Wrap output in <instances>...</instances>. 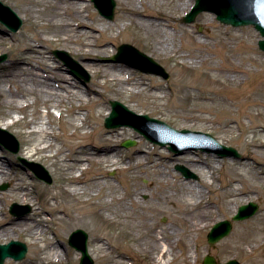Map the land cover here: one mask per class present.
Here are the masks:
<instances>
[{
    "label": "rangeland",
    "instance_id": "374dc122",
    "mask_svg": "<svg viewBox=\"0 0 264 264\" xmlns=\"http://www.w3.org/2000/svg\"><path fill=\"white\" fill-rule=\"evenodd\" d=\"M0 1L24 21L17 33L9 32L0 23V56H7L0 64V124L10 120L14 113L21 119L5 129L18 141L19 152L13 154L0 145V160L7 163L13 173L11 179L0 181V223L8 227L13 221H35L43 224L46 233L39 240L27 232H9L13 238L0 240V245L19 241L25 243L29 251L24 260L8 259L5 264H44L46 256L50 257L49 261L53 260L52 253L56 249L62 254L58 264H80L81 254L69 244V236L78 229L89 235V253L95 264H161L151 255V234H155L162 244L173 243L174 253L178 256L171 264H203L206 256H212L216 264H226L230 260L241 264H264V233L259 236L260 249L253 254L250 248L257 246L256 243L235 238L248 227L257 226L264 230V51L258 46L262 37L254 26L225 25L211 12H203L194 23L186 24L183 18L192 10L196 0H191L193 3L189 9L184 6L178 9L175 0H142L143 5L140 0H115L113 21L103 17L92 0ZM136 5L146 9L143 15H162L170 22L156 20L161 39L171 45L169 54L156 46L142 17L134 16L130 23L125 21L128 20L126 12L135 9ZM68 7L73 14L66 12ZM78 13L82 14L85 25L80 29L81 41L91 45L105 44L106 51L87 48L90 52L84 56L81 49L85 44L68 43L62 39L64 36H53L55 30L48 21H66L76 28L81 23ZM96 18L110 30L101 34ZM93 27L97 29L94 34L91 32ZM188 35L195 38V46H188ZM123 44L153 58L166 70L169 79L134 69L128 63L131 62L129 58L112 61ZM57 50L66 51L78 61L89 79L83 73L85 80L74 76L72 69L56 57ZM192 50L195 55H190ZM46 66L55 67L66 75L76 87V98L87 102L84 101L83 107L79 108L71 101L57 109L51 101L40 103L36 96L26 94L27 99L22 101L36 103L16 113L15 106L6 103L10 84H3L1 80L17 79L25 85L23 78H30L28 75L32 73L25 69L32 68L34 75L53 78ZM112 66L124 69L132 79L143 82L144 90L134 95L120 91L117 83L109 80L114 70L109 69ZM91 67H100L99 74ZM157 85L161 91L155 89ZM16 86L14 84L16 92L19 89L21 93V88ZM57 94H63V91L58 90ZM90 98L92 104L100 108L88 105ZM112 101L122 103L138 115L163 121L176 130L209 134L222 145L238 150L241 158L221 157L218 153L201 150L177 155L170 150V144L162 147L152 143L130 127L107 129L105 120L112 113ZM98 110L104 112L100 120L95 118ZM48 113V121L58 135L51 141L53 158L41 152L25 158L29 156L28 150L43 143V138L29 135V131ZM56 113L62 116L57 117ZM78 117L87 118L82 129L76 123ZM94 129H100L103 135L108 134L107 131H117L118 138L107 147L117 149L131 169L115 170L114 167L107 168L105 162L88 160L86 167L93 171L89 175L83 173L82 178L94 175L93 185L87 183L82 186L86 189L84 194L70 196L66 189L71 186L69 170L77 167L75 161L85 159L86 155L93 157L105 145L99 143L94 134L87 137L76 135L73 149L67 146L65 136ZM128 140L134 141L135 145L123 147ZM19 158L43 166L50 173L52 184L40 180L30 166L23 169L25 163ZM178 166L186 168L196 179L186 180ZM207 167L212 169L215 184L207 190L209 193L204 202H210L214 221L210 227L193 235L189 231L194 223L193 215L177 210L172 200L181 187H188L193 193L201 189L199 184L205 185L203 177L207 175ZM95 178L96 182H93ZM3 185L8 188L1 190ZM98 188H101L100 196H94L92 192ZM111 189H115L113 199L108 194ZM223 194H229L228 204H225ZM251 202L258 204L257 214L244 221H233L238 209ZM13 204L22 209L11 213ZM26 207L30 210L27 211ZM223 207L229 211L224 212ZM184 219L188 220L187 225ZM224 220L232 222V232L210 245L207 235L215 224ZM38 247L47 253L37 255ZM195 250L197 255L192 257Z\"/></svg>",
    "mask_w": 264,
    "mask_h": 264
},
{
    "label": "bare ground",
    "instance_id": "6f19581e",
    "mask_svg": "<svg viewBox=\"0 0 264 264\" xmlns=\"http://www.w3.org/2000/svg\"><path fill=\"white\" fill-rule=\"evenodd\" d=\"M66 1H75V0H66ZM129 1V0H128ZM141 1V5H143L142 0ZM130 2V1H129ZM176 6L178 9H181L183 6L187 9H189L193 3V1L188 0V3H186V0H175ZM70 6V5H68ZM95 6V4H94ZM96 7V6H95ZM143 6L138 7L137 5L135 6V9H129V11L126 12V18H128V21L130 23V19H133L134 16L135 17H142L143 20H145V28L146 30L151 34V36L153 38H155L156 41V46L159 47V49H161L162 51H164L165 53L170 52V44L167 40H162L161 39V33L159 32L160 27L159 25L156 23V20H164V21H168L164 18V16L161 15V17H155V16H151V15H143V13L145 12L146 9L143 10ZM67 13L73 14V12L71 11V9L68 7L66 9ZM59 14H61V12L59 11ZM20 16V15H19ZM79 21L81 22L80 24L77 25V27H73L70 23L66 22V21H61V23H55L53 21H48L50 24H52L53 29L55 30L53 36H64V38H62L65 42L70 43V41H74L76 43H82L85 44L83 49H81V51H83L84 56L87 55L88 52H90V49L87 48H97L99 50H101L102 52L106 51L104 50V45L105 44H99L96 43L95 45H91L90 43H83V41H81V37H79V35H82L80 32V29L82 26H85L83 23V18H82V14L78 13ZM105 17V16H103ZM106 18V17H105ZM108 19V18H107ZM115 19V16H114ZM113 19V20H114ZM23 20V19H22ZM97 24H100L98 26V30L101 31V34L108 32L110 29L107 28L106 24L100 20V19H95ZM110 20V19H108ZM110 20V21H113ZM1 23V22H0ZM167 23H170L169 21ZM23 25H24V21H23ZM125 25V24H124ZM126 26V25H125ZM79 28V29H78ZM95 27H93V29H91L92 34H94L95 30H97ZM78 34V35H77ZM73 35H77V37H73ZM186 40H188V46H195L196 44V40L193 36H186ZM193 48V47H192ZM173 52V51H172ZM171 52V53H172ZM119 53V51L117 52V54ZM116 54V55H117ZM190 55H195V51L192 50V52L190 53ZM122 59L120 60V62L123 60L124 58L121 57ZM78 65L76 66V69L82 70L80 64L78 63V61H76L75 59H73ZM195 60V59H194ZM197 60V59H196ZM113 61V60H112ZM203 60H201L202 62ZM129 65L131 67H133L132 62H128ZM92 69H94L93 67H91ZM114 69L112 71V73L110 74V81L117 83L118 85V89L122 92H125L126 94L129 95H134V94H139L141 93L142 90H144L143 88V82H138L134 79H132L131 76H129L126 71L120 67H109V69ZM134 68V67H133ZM46 69H48L47 72L50 71V73L52 74L53 78L50 77L48 78L47 75H45L44 77L39 74H35L33 73V68L30 69H25L30 73L28 76H30V78L26 77L23 78V82L24 84H21L20 82L16 81L17 79H12L14 83H12V81L9 78H4L1 81H4L3 84H10V86L8 87V94L7 98H6V103L9 105H13L16 108V113H19V111L25 110V108L27 109L31 104H35L36 102L34 101L33 103H29V101H22V99H27L26 94H31L36 96V98H39V102L42 103L44 102H52L54 108H60L61 106H64V103H71L72 102H76L77 105L79 106V108L83 107L84 101L87 102L85 99H80L79 97L76 98L77 96L75 95V91L74 89H76V87H74L72 85V83L69 82L68 78L66 75H64L62 72H59V70L55 67L52 66H46ZM99 69L100 67H96L94 70L96 74H99ZM136 69V68H134ZM45 72V73H47ZM101 73V71H100ZM72 74L74 76H76L78 79H84V77L78 73L72 70ZM105 73L103 72L102 76L104 77ZM22 77L19 79L21 80ZM71 79V78H70ZM85 80V79H84ZM54 82H56L57 84H55ZM14 84H15V88L17 87L16 85H18L21 88V93L19 91V89L16 90L14 89ZM145 87V86H144ZM157 90L161 91V87L160 86H156ZM2 90V89H1ZM0 90V91H1ZM4 90V89H3ZM58 90H62L63 94L58 95L57 91ZM56 92V93H54ZM60 93V92H59ZM19 94H21L22 96H20ZM54 98H57L56 100H54ZM92 98H90L89 102L87 103L88 105H94L92 104L91 101ZM96 108H100L98 107V105H94ZM77 107V106H76ZM109 111H107V114H109ZM60 112V111H59ZM104 115V112L102 110H98V113L95 115V118L97 120H100ZM50 116V113H48L43 119H40L39 122L37 124H34V126L31 128V131H29V135H33V136H40L41 138L44 139L43 143L41 142L40 146L37 148H34L32 150H28L27 154L29 156H25V158L28 157H33L36 156L39 152L44 153L45 155H47L48 157L53 158V156L51 155L52 152L50 151V149L53 147V144L51 143V141L55 138L58 137L57 134L54 133V129L53 126L51 124L50 121H48V118ZM57 117H61L62 115L59 113H56ZM21 121V119L18 117L17 114H12L11 119L8 120L6 123L4 124H0V127L3 129H8L10 125H14L16 123H19ZM87 122V118L85 117H78V119L76 120V123L78 124L79 128H84L85 123ZM71 123H69L68 125H70ZM106 127V126H105ZM107 128V127H106ZM107 129H117V128H107ZM103 131H101L100 129H94L91 131H85L82 134H76V132L65 136V141L67 143V146H71L73 147V149L75 148V144L73 142V140L75 139L74 136L76 135H80V136H89V135H95V139H97V141L99 143L104 144L105 146L98 149L97 153L94 154L93 157L91 156H85V159H80L78 161H75L74 167H71V169L69 170L70 172V184L71 186L68 187L66 189V192L70 195V196H80L82 194H84V192H86V189H84L82 186L90 183L92 184V177H94V175L92 177H83V173H85L86 175L92 174L91 172L93 170H91L89 167H86V163H88L90 161L93 162H97V163H102L105 162L107 165V168H111L114 167L115 170H130L131 169V165L127 162H125V158L121 157L120 154L118 153L117 149H110L107 147L108 143L110 144L111 142H115L116 138H118V133L117 131H107L108 134L103 135L102 133ZM60 136V135H59ZM53 138V139H52ZM7 138L5 136H0V145H2L4 148H6V150L10 151L9 149H7ZM125 147V146H123ZM199 150V149H198ZM72 151V150H70ZM190 151H197V150H190ZM12 152V151H11ZM187 154H191L189 151H187ZM13 153V152H12ZM14 154V153H13ZM183 153H180L178 155H181ZM213 154V153H212ZM190 156V155H189ZM213 157L217 158L216 155H212ZM71 162H73L71 160ZM124 164H126V166H123ZM23 169H27L26 165L24 164ZM43 167V166H42ZM44 168V167H43ZM45 169V168H44ZM207 171V175L203 177V183L205 185H200L201 189H198V191L196 193H193V191L190 190V188L186 187L180 189L179 187V193L177 194V196L172 200V202L176 205L177 210H180L182 212H184L185 214H190L193 215L194 219V223L189 227V231L191 234L194 235L195 232L197 231H203L206 228L210 227L211 223L214 221L211 218V214L213 212L212 208H211V204L210 202L206 201L204 202V198L205 196L208 195L209 192H207V190L209 189V187H214L215 181H214V177H213V173L211 172V168H208ZM46 170V169H45ZM47 171V170H46ZM28 172L30 174H32L29 170ZM48 172V171H47ZM81 173V174H79ZM13 173L12 170L8 167V164L5 163L4 161L0 160V181H5V180H9L11 179ZM50 175V173H49ZM184 175V174H183ZM51 176V175H50ZM191 178H187L186 180H189ZM93 182H96V178L93 180ZM186 184H188L187 182H185ZM97 184V183H96ZM179 184V182L177 183ZM93 185V184H92ZM176 186V185H174ZM252 187V186H250ZM187 190V191H185ZM239 190H235L234 192H238ZM100 192H101V188H98L97 190L93 191V195L94 196H100ZM109 197H113L115 194V189H111L110 191H108ZM229 195V194H228ZM228 195L227 194H223V198L226 200L225 204H228V202L230 201L228 199ZM106 195H104L105 197ZM113 199V198H112ZM120 199V198H119ZM113 201V200H112ZM236 207L234 208V211L236 212ZM223 211L224 212H228L229 208L223 207ZM1 212V211H0ZM186 221H188L187 219H184V223L185 225H187ZM12 224L8 227H5L7 225H4L2 223H0V240H8L9 238H13L10 237L9 232H27L29 236H31L34 239H39L42 240V236L45 235V230L43 229V224L37 223V222H30L28 220H20V221H13L11 222ZM245 231L239 232L236 234L235 238H238V240H248L250 243H256L257 246L253 247L251 246V253L253 254L254 251L256 249H260L259 246L262 245V243L260 242V235H262L264 232V230H262L260 227L254 226L251 228H246L244 229ZM211 232V231H210ZM209 232V233H210ZM19 238V236L17 237ZM207 239H208V235H207ZM150 240L152 242V246L150 248V252L151 255L155 256V258H157V262L158 259L160 260L161 264H171V262H173L176 257L178 255H176L174 253V246L173 243L171 241L167 242L166 244H162L161 240L157 239L155 234H151L150 235ZM56 249V248H55ZM47 253L46 250L44 248H40L38 247L37 249V255L38 254H44ZM52 255L54 256L53 260H50V257L46 256V258L43 260L44 264H58L61 260V251L59 250H54V252L52 253ZM197 255V251L195 250L192 253V257H196ZM206 259V258H205ZM204 259V261H205Z\"/></svg>",
    "mask_w": 264,
    "mask_h": 264
},
{
    "label": "water",
    "instance_id": "95a60500",
    "mask_svg": "<svg viewBox=\"0 0 264 264\" xmlns=\"http://www.w3.org/2000/svg\"><path fill=\"white\" fill-rule=\"evenodd\" d=\"M100 14L106 18L113 20L115 16L116 2L115 0H92ZM203 12H211L217 15L218 20L226 25L233 27L254 25L256 30L263 37L259 41V48L264 51V0H196V4L189 14H187L183 22L193 23L197 16ZM0 22L3 23L9 32L16 33L23 26L22 18L9 6H6L0 1ZM119 53L112 60L120 61L123 58H129L134 68L150 74H156L169 78L166 70L153 58L140 52L137 48L123 44L118 49ZM55 54L63 60L68 66L76 69L78 65L67 52L55 51ZM7 59L6 55L0 56V63ZM80 71L79 69H76ZM76 71V72H78ZM113 112L109 118L105 120L107 128H120L129 126L137 132L144 135L151 142L166 146L170 144V150L177 155L184 153L187 150L213 151L223 156L241 158L239 152L232 148L220 144L213 136L201 132H192L188 130H176L166 123L151 118L148 115H137L131 112L123 104L112 101ZM0 136L7 138V149L17 154L20 150V145L16 138L0 128ZM135 145L134 142L128 141L123 144L125 147ZM26 165H29L37 174V177L48 184H52L53 180L49 173L38 164H31L22 158H19ZM186 178L195 177L183 166H178ZM7 185L1 187L6 190ZM22 209L20 205L13 204L10 211L15 214L17 210ZM27 211L30 207H26ZM258 205L250 203L241 206L238 213L234 216V221H242L253 217L258 212ZM232 223L230 221H222L217 223L208 235L209 244L214 245L223 238L227 237L232 231ZM89 235L84 230H76L69 237V243L82 255L80 264H95L88 249ZM28 247L25 243L19 241H11L7 245H0V264H5L8 258L15 261H22L26 258ZM204 264H216L211 256H207ZM226 264H240L236 260H231Z\"/></svg>",
    "mask_w": 264,
    "mask_h": 264
}]
</instances>
